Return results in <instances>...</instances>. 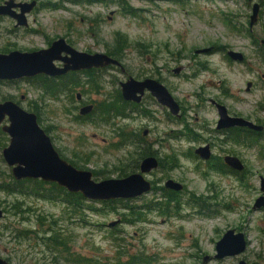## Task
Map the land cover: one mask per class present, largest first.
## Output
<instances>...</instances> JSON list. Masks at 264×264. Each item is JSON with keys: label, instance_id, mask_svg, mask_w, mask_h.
Here are the masks:
<instances>
[{"label": "rangeland", "instance_id": "obj_1", "mask_svg": "<svg viewBox=\"0 0 264 264\" xmlns=\"http://www.w3.org/2000/svg\"><path fill=\"white\" fill-rule=\"evenodd\" d=\"M123 1L134 11L128 13L116 3L66 4L67 11H41L37 14L39 26L32 22L44 35L18 33L10 38L0 26V48L10 43L19 49L44 48L54 36L67 32L76 49L103 52L118 32L128 44L120 60L124 71L97 73L94 77L101 86L98 91L84 85L73 91V98L84 89V101L108 103L114 99L118 81L127 76L153 77L182 107L184 131H193L197 136L173 137L172 131L182 130L184 125L167 119L166 109L148 98L139 105L147 111L146 116L132 114L107 123L95 114L89 119L79 118L77 103L70 102L68 95L51 97L25 79L0 82V98L13 97L25 110L34 112L59 155L76 168L96 171V181L117 178L116 167L126 163L133 149L112 144L118 139L113 137L111 123L115 121L124 131L146 129L142 137L151 150L167 157L168 165L173 159L177 165L154 170L144 178L155 187L171 178L183 188L172 202H165L154 189L138 198L107 205L85 200L75 212L59 198L0 189L4 209L0 257L11 264H117L138 255L134 264H201L202 256H212L215 241L232 228L242 231L247 239L248 257L244 256L264 264V205L252 208L256 197H264L259 189L260 178L264 180V136L253 139L250 145L246 140L221 141L222 134L213 131L217 114L209 103L214 99L229 114L264 123V52L257 54L259 48L264 50V0H250L248 5L243 0ZM254 3L260 8L250 27L248 18ZM96 12L102 17L97 30L85 20ZM62 20L71 21L68 30L62 29ZM140 45L145 46L142 55L136 51ZM226 51L240 53L241 61L230 59ZM246 81L251 82L248 91ZM3 135L7 134L0 129V159L2 147L8 143ZM204 143L209 144L213 155L206 162L191 155L193 148ZM224 155L235 156L241 162L243 170L238 175L219 172L209 165ZM72 159L79 160L81 167ZM6 167L0 160V170L7 172ZM157 207L166 211L159 213ZM112 221L117 222L108 226ZM56 230L65 245L54 249L51 238ZM233 263L229 257H211L203 264Z\"/></svg>", "mask_w": 264, "mask_h": 264}, {"label": "water", "instance_id": "obj_2", "mask_svg": "<svg viewBox=\"0 0 264 264\" xmlns=\"http://www.w3.org/2000/svg\"><path fill=\"white\" fill-rule=\"evenodd\" d=\"M258 4L251 7L249 25L256 21ZM64 51L70 54L69 57L62 56ZM204 51V50H198ZM226 55L235 61H241L240 53L226 51ZM55 60H61L63 66L57 67ZM115 65L122 70L119 61L107 56L104 53L79 52L65 43L63 39L53 42L48 48H42L32 52L11 51L8 54H0V79H21L29 78L36 74L56 76L64 74L68 70H85L91 68ZM178 69H174L176 73ZM249 82L246 86H249ZM120 95L124 100L138 102L143 90L146 89L155 100L166 106L172 115H176L178 107L176 102L167 92L163 85L151 78L135 80L131 77L119 82ZM79 98V95H77ZM219 118L216 127L245 126L249 129L259 131L260 125H256L241 117L228 116L222 105H216ZM93 105H85L79 109V115L84 116L91 113ZM264 112V107H263ZM0 125L9 139L2 149V157L8 166L15 180L40 179L44 182H52L65 188L71 193H80L89 201H108L115 199H132L150 190V182L144 178V174L157 167V159L153 155L143 157L138 164V170L125 176L117 178H105L94 180L93 173L87 169H80L73 166L62 158L54 148L50 137L38 124L37 115L27 111L17 102L5 100L0 102ZM145 131H143V134ZM194 154L203 160L210 155L207 144L197 146ZM223 163L235 171L242 170L241 162L235 156L224 155ZM163 186L175 191L181 189V184L171 179L164 181ZM260 190L264 186L263 178H260ZM264 205V197H257L252 207L258 208ZM3 212L0 209V218ZM117 221L108 223L113 226ZM245 240L243 234L234 233L233 229L225 230L214 244V254L204 255L201 264L211 257L219 259L227 255H234L244 248ZM0 264H10L6 259L0 257ZM238 264H244L239 261Z\"/></svg>", "mask_w": 264, "mask_h": 264}, {"label": "flooded vegetation", "instance_id": "obj_3", "mask_svg": "<svg viewBox=\"0 0 264 264\" xmlns=\"http://www.w3.org/2000/svg\"><path fill=\"white\" fill-rule=\"evenodd\" d=\"M250 0H243L244 4L245 5H248ZM110 3H116L118 4L122 9H126L128 11V13H131L132 11H134L132 8H130L127 3H125L123 0H0V26H1V30L3 31V34L5 36H8L10 38L14 37V36H17L18 33H29V35H32V34H40V35H44V32L41 30V27L37 28L35 27V24L34 22L38 23V26H39V20L37 18V14L41 11H44V10H48V11H57V10H65L66 9V4H74V5H82V6H88V5H109ZM259 8H260V5L258 4ZM125 10V11H126ZM67 11V10H65ZM259 11V9H258ZM258 11H257V14H258ZM69 12H71L69 10ZM113 11H110L109 14H112ZM258 16V15H257ZM107 18H110L109 16H107ZM32 20L34 22H32ZM81 20H83V18H81ZM86 21H88V23H90L91 27H93V29L97 30L98 28V25H100V23L102 22V17L99 15V13L96 12V14L90 18V17H86L85 19ZM256 20H257V17H256ZM256 22V21H255ZM254 22V23H255ZM54 23L58 24V22L55 20ZM70 23L71 21L69 20H62V29L65 31V30H68L70 28ZM248 25H249V18H248ZM251 27V25H249ZM93 34V32H92ZM95 35V34H93ZM121 37L119 36V33L118 32H115V35L111 36V40L109 43L105 44V47H104V51L103 52H99V53H104L106 54L107 56L113 58V59H116L117 61H119L120 65H121V62L120 60H122L123 56H124V53H125V50H126V47H128V44H127V41H125V46L122 45L118 39H120ZM60 39H63L65 41V43L67 45H69L71 48L79 51V52H85V53H90V54H93V53H97V51L95 52H87V51H81V50H78L76 49L72 44H73V41L70 39L69 37V34L66 32L65 34H59L57 36H54V38L52 40H49L47 43H46V47L44 48H48L53 42L55 41H58ZM261 44L264 46V42L261 41ZM261 45V46H262ZM141 48H145V46L143 45H140L139 48H136V51L137 53L141 54L142 53H145L143 51L145 50H141ZM213 48V47H211ZM39 49H42V48H39ZM39 49H35L34 47H22L21 49L19 48H16L14 43H10L7 45V47H3V48H0V54H8L9 52L11 51H20V52H32V51H35V50H39ZM260 50H262L264 52V50L262 48H259L257 50V54L258 56L260 55ZM226 54V53H225ZM61 55L62 56H67L69 57L70 54H67L65 53L64 51L61 52ZM264 61V59H263ZM264 63V62H263ZM54 64L57 66V67H61L63 66V62L61 60H55L54 61ZM122 66V65H121ZM123 68V67H122ZM180 68V67H179ZM108 69H118L119 71L123 72L124 70H120V68L118 66H115V65H107L105 67H98V68H91V69H85V70H68L67 72H65L64 74H60V75H56V76H51V75H46V74H36L35 76L33 77H29V78H21V79H12V80H8V79H0V82L1 83H15L16 81H19V80H28L30 81V79L32 78H36V80H49V82L52 83V88L55 89V91L57 92V94L55 95H52L51 97H57L58 95H61V94H64L65 96L68 95L67 97H69L68 99L71 100L70 102H75L77 103V107H78V117L79 118H83V119H89L91 118L92 115H96V118L97 119H101L100 117V114H99V110L102 109V105L101 104H98V103H92L91 101H84L83 100V97H82V94L84 92V89L81 90V92H76L75 93V99L73 98V91L79 87H83L84 85H89L88 84V76H87V72L89 70H95L96 73H99V72H104ZM178 69V68H177ZM177 73V72H176ZM97 75V74H96ZM75 76L77 77V86L75 87H72V77ZM133 78L135 80H143L145 78H151V79H154L156 80L157 82H159L161 85H163L158 79L156 78H153V77H142V78H134L132 76H127L124 80H126L127 78ZM39 78V79H38ZM65 79V80H64ZM67 80H69V82H67ZM94 80H96L97 82V89L90 87V90L91 89H95V90H92L94 92H97L98 91V88L101 87L100 86V83L99 81L97 80L96 77H94ZM123 80V81H124ZM65 81V82H63ZM43 82V81H42ZM119 82H122V81H118L117 82V88L116 90L114 91V96H119V98L124 101L125 103L129 104L131 106V108L133 110H130V114H129V118L131 117L132 114H142L143 116H146L147 115V111L144 109V108H139V105L142 103L143 99L145 98H148V99H152L154 100L158 105H160L162 108H165L167 112H165V115L167 117V119L169 120H173V121H176L178 120L179 123L183 124L184 125V119L182 117L183 115V109L182 107L178 104V102L173 98V100L176 102L177 104V107H178V111H177V114L176 115H172L166 106H163L161 104H159L155 98L148 92V90L144 89L143 90V93L140 95V99L138 102H134V101H131V100H124L121 95H120V89H119ZM249 82V86L247 87L246 86V83ZM54 83V84H53ZM245 83V91H248L250 86H251V82L250 81H246ZM58 86V88H57ZM164 86V85H163ZM165 88V86H164ZM166 89V88H165ZM167 90V89H166ZM168 92V91H167ZM169 93V92H168ZM170 94V93H169ZM77 95H79V98L77 97ZM114 97V98H115ZM21 99L24 98V95H21L20 96ZM5 100H12L14 102H17L13 99V97H10V98H7V97H1L0 98V102L2 101H5ZM18 103V102H17ZM209 103L215 108V111H216V114H217V119L215 121V126H214V129L213 131L214 132H217V133H221L222 134V140L221 141H225L227 140L228 138L226 137V135H228V133L232 130V131H236L238 130L239 132H245V131H248L250 133H261L264 131V123L263 122H260L258 120H254V121H251L252 123L256 124V125H260L262 128L261 130L259 131H255V130H252V129H249L245 126H231V127H221V128H217L216 127V124H217V120L219 118V115H218V112H217V107L216 105H222L221 103L217 102L216 100L214 99H209ZM93 105V109L91 111V113L89 114H86L84 116H81L79 115V109L82 107V106H85V105ZM223 106V105H222ZM76 107V106H75ZM76 107V108H77ZM225 108V106H223ZM263 107L264 105H262L261 107V110L263 111ZM74 108V107H73ZM97 111V112H96ZM95 112V113H94ZM225 112L228 116H236V117H240V116H237V115H234V114H229V112L227 111V109L225 108ZM149 113V112H148ZM184 116V115H183ZM242 118V117H241ZM126 119V118H124ZM245 119V118H244ZM248 120V119H246ZM250 121V120H249ZM111 130L113 132L114 135H118V129H117V123L115 121H113L111 123ZM186 128V126L184 125L183 129H179V130H173L172 131V134L171 135H175L176 136H188V139H190L191 137L193 136H197L196 133H194L193 131H190L188 130L187 132L184 131ZM0 129H1V125H0ZM2 131V130H1ZM143 131H145V133L143 134ZM3 132V131H2ZM129 135H137V138H140L141 140L138 141V143L134 146L133 144V149L132 151H134V155L135 157L137 156V153H140V148L143 147V146H147V142L145 141V139L142 137L144 135L147 134V130L146 129H142L141 132H138L136 131L135 129H132L130 128L129 130ZM5 133V132H4ZM6 134V133H5ZM141 135V136H140ZM4 137L7 138V142H8V135H3ZM264 135H260L259 138L263 137ZM207 143H204L202 145H205ZM202 145H198V146H202ZM209 146V144H207ZM5 147V146H3ZM2 147V149H3ZM136 147V148H135ZM197 147V146H196ZM195 147V148H196ZM146 148V147H145ZM193 148V150L195 149ZM192 150V154L191 152H188V156L191 154V155H194L196 157H198L197 155L194 154ZM209 151H210V146H209ZM155 154H148V155H153L156 157L157 159V167L149 172H147L146 174H149L151 172H153L154 170H158V169H168L167 165V157L164 158V157H159L157 156L156 152L154 151ZM148 155H143V156H140L138 158V161H137V167L133 169L132 172H136L138 170V164H139V161L145 157V156H148ZM193 156V157H194ZM190 157V156H189ZM192 157V156H191ZM213 155L211 154V151H210V155H209V158L207 160H203L201 158L202 161L206 162V161H210L212 159ZM162 159L163 160V164H162V167H159V160ZM1 162L4 161L3 157H2V150H1ZM217 161V163H210L209 165L211 166H219V163L221 165L224 166V170L223 172H229V173H233L235 172L236 174L235 175H238L237 173H240L242 170L240 171H235V170H232L231 168H229L228 166H226L224 163H223V160H222V157L221 159H214ZM212 160V161H214ZM4 163L6 164V169H7V172H4L2 170H0V185L2 184L3 181H5L6 179L4 178L5 175H8L9 174V177H13L12 175V172H11V167L7 165V163L4 161ZM172 164H175L177 165V162L176 160L174 159V161L172 160ZM172 164H169V165H172ZM172 167V166H171ZM170 167V169H172ZM3 175H2V174ZM131 173V172H130ZM144 174V175H146ZM4 178V179H3ZM167 179H171V178H166L165 180ZM15 180V179H14ZM147 180V179H146ZM164 180V181H165ZM172 180V179H171ZM150 182V190L148 192H150L151 190H157L159 191L160 193V197L163 198V197H167V196H164L162 194H168V196L172 199V201H175L176 197L175 195L180 192L182 190L183 187H181V189L179 191H175V190H172V189H169V188H165L163 186V183L164 181L162 182V185L159 186V187H155L152 185V181L148 180ZM174 181V180H173ZM176 182V181H175ZM178 183V182H177ZM260 184V183H259ZM182 186V185H181ZM264 187V186H263ZM259 189H260V186H259ZM261 191V190H260ZM147 192V193H148ZM261 192H264L263 188H262V191ZM146 194V193H144ZM143 195V194H142ZM141 196V195H140ZM139 197V196H138ZM138 197H135V198H138ZM259 197V196H258ZM257 198V197H256ZM255 198V199H256ZM133 199V198H132ZM254 199V200H255ZM116 201L118 200H121V199H115ZM126 200V199H125ZM254 202V201H253ZM253 205V204H252ZM261 207V206H260ZM258 207V208H260ZM263 207V205H262ZM253 208V207H252ZM0 209L2 210L3 212V215L2 217L4 216V209L2 207V203L0 201ZM1 217V218H2ZM0 218V219H1ZM232 229V228H230ZM234 233H242V231H236L234 230ZM244 237V235H243ZM245 240V245H244V248L241 252H239L238 254H234V255H227V256H224L222 258H225V257H229V258H232L235 263L233 264H238L239 261H242L244 264H256V261H253V260H249L248 258H246L245 256L246 253H247V245H248V242H247V239L244 238ZM216 242V241H215ZM263 243V249H264V241H262ZM215 244V243H214ZM215 252V251H214ZM214 254V253H213ZM212 254V255H213ZM245 254V256H244ZM248 257V256H247ZM256 257H258V255L256 254ZM3 258V257H2ZM222 258H219V259H222ZM6 259L8 262L9 260L7 258H4ZM214 259V258H213ZM219 259H216V260H219ZM10 263V262H9ZM11 264V263H10Z\"/></svg>", "mask_w": 264, "mask_h": 264}, {"label": "trees", "instance_id": "obj_4", "mask_svg": "<svg viewBox=\"0 0 264 264\" xmlns=\"http://www.w3.org/2000/svg\"><path fill=\"white\" fill-rule=\"evenodd\" d=\"M121 41L120 43L125 46V41L126 39H118ZM97 73L95 70H89L87 72L88 76V84L91 87H95L97 89V82L94 80V75ZM39 79V78H38ZM65 80V79H64ZM30 81L36 86L39 87L43 92H45L47 95L52 96L57 94L55 89L52 88V83L49 82V80H36V78L30 79ZM43 81V82H42ZM77 77L73 76L72 77V87L77 86ZM65 82V81H63ZM69 82V80H67ZM54 84V83H53ZM58 88V86H57ZM115 97V96H114ZM102 109L99 110V114L101 119L99 121L103 123H107L110 120L119 118V119H124L127 118L130 114V110H133L131 106L124 101H122L119 96H116L112 101L110 100L108 103L106 101H103L101 103ZM97 112V111H96ZM95 113V112H94ZM118 129V135H113L115 139L117 138L118 140L112 143L114 146L120 147V146H134L138 143L140 138H137V135H129V131H124L120 126H117ZM260 135H264V131L261 133H250L248 131L245 132H239L238 130L236 131H230L226 137L228 138L227 140L231 142H245L250 145V142L256 140L259 138ZM175 137V135H172ZM189 136V135H188ZM251 139V140H249ZM146 147V148H145ZM136 148V147H135ZM140 153H137V156L135 157L134 151H131L129 153L128 159L126 163H123L121 166L116 167V172H117V177L125 176L128 173L132 172L134 168L137 167V161L140 156L143 155H148V154H155L153 150H151L150 145L143 146L140 148ZM134 155V157H132ZM174 161V159H173ZM71 162L75 164L76 166L80 165V161L77 159H72ZM170 162V161H169ZM168 162V163H169ZM163 160H159V167H162ZM172 164V163H171ZM169 165H167L168 167ZM175 166V164L170 165V167ZM81 167V166H79ZM169 167V168H170ZM215 168V170L219 172H223L224 166L219 163V166H212ZM2 174V173H1ZM3 175V174H2ZM94 177L97 176V172L94 171L93 173ZM104 177V176H101ZM6 180L2 182L0 185V189L4 190L8 193H17V194H22L25 196H38L42 198H48V199H57L62 200L67 206H69L72 211H77L79 208L82 206L83 201L86 199L80 194V193H71L68 192L65 188L57 185L56 183L52 182H44L40 179H23V180H14L12 177H9L8 175H5L4 177ZM3 178V179H4ZM167 197H163L165 202H169L172 199L168 196V194H162ZM116 200H108V201H99L101 205H107V204H112L115 203ZM81 205V206H80ZM158 208V212L162 213L166 210H163L162 208ZM92 209V208H91ZM92 210H97V209H92ZM57 234H54L53 239L54 241V249H57L58 246L65 245V242L63 239L60 237V234L58 233L59 231L56 230ZM52 241V240H50ZM139 260L138 255L137 256H128V260L126 262H120L117 264H134L137 263Z\"/></svg>", "mask_w": 264, "mask_h": 264}]
</instances>
